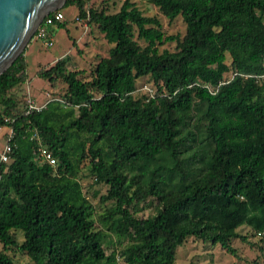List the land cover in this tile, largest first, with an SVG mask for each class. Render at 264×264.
Instances as JSON below:
<instances>
[{"label":"trees","instance_id":"1","mask_svg":"<svg viewBox=\"0 0 264 264\" xmlns=\"http://www.w3.org/2000/svg\"><path fill=\"white\" fill-rule=\"evenodd\" d=\"M146 1L170 22L181 17L184 35H166L135 0L113 13L66 0L56 12L74 6L107 56L88 76L64 59L40 69L66 88L30 113L13 94L27 80L25 49L0 74V127L12 131L0 163V264H17L16 253L31 264H118L104 249L110 235L125 264H174L190 237L238 258L242 227L264 250V0ZM142 78L153 94H139ZM84 168L112 204L96 219ZM149 200L154 214L138 217Z\"/></svg>","mask_w":264,"mask_h":264},{"label":"rangeland","instance_id":"2","mask_svg":"<svg viewBox=\"0 0 264 264\" xmlns=\"http://www.w3.org/2000/svg\"><path fill=\"white\" fill-rule=\"evenodd\" d=\"M121 3L122 0H87L86 8L105 7L109 13H113L118 11ZM135 3L145 16H154L160 20L162 30L166 35H184L185 25L181 17L170 22L146 0H135ZM61 11L64 16L63 21L66 22L65 27L53 24L47 28L53 45L51 47L46 46L43 41L35 38L34 32L33 38L24 48V56L27 62V80L24 84L14 88L13 94L26 106L28 101L37 105H45L50 100L59 99L65 91L66 87L62 81H56L52 86H49L45 80L39 78L37 72L40 69H47L57 60L64 59L67 62V70L83 71L88 76L98 59L107 56L109 46L96 27L88 25L87 20L80 19L74 6H67ZM140 44L143 45V42L140 41ZM174 47L175 43H167L161 49L166 48L172 51ZM226 63L230 64L229 56H227ZM147 81V78L138 81L139 94L150 95L154 93V90H151V84H146ZM5 139L7 140V137ZM1 145L2 142H0ZM79 180L82 184L83 194L93 205L96 219L98 214L105 212L108 207L112 206L111 202L102 204L99 201L100 196L106 193L107 186L96 184L86 168L82 169ZM155 204L156 202L151 200L140 204V211L137 216L146 218L153 215ZM95 226L97 229H102L101 224L97 222ZM239 232L246 235L247 241L236 239L232 242L233 247L237 250L238 258L221 250L219 244L212 245L190 237L178 248L174 264H188L189 262L195 264H253L255 262L264 264V250L260 249L261 244L258 238L252 236L246 227L239 229ZM14 236L19 244L23 242L21 231H14ZM104 249L107 255L112 253L116 256L118 264H125L123 259L119 257L120 245L116 236L110 235L107 238ZM12 257L17 264H31L26 254L16 253Z\"/></svg>","mask_w":264,"mask_h":264},{"label":"water","instance_id":"3","mask_svg":"<svg viewBox=\"0 0 264 264\" xmlns=\"http://www.w3.org/2000/svg\"><path fill=\"white\" fill-rule=\"evenodd\" d=\"M66 0H0V74L23 52L44 17Z\"/></svg>","mask_w":264,"mask_h":264},{"label":"built area","instance_id":"4","mask_svg":"<svg viewBox=\"0 0 264 264\" xmlns=\"http://www.w3.org/2000/svg\"><path fill=\"white\" fill-rule=\"evenodd\" d=\"M63 19H64V16L61 12L52 11L49 14H47L42 20V22L40 23V25L36 28L35 38L43 41V43L46 46L51 47L53 45V42H52V38L47 28L50 25H53V23L55 22H62ZM223 83L224 82H221L220 85ZM44 106L45 105H37L32 101H28L27 113H30L33 110H39ZM11 136H12V131L10 130L6 144L4 145L3 150L0 153V163H8L10 161V153L12 152V146L9 143V140L11 139ZM38 151L44 161H46L49 165H52V166L55 165V162H56L55 158L49 150H47L44 147H39Z\"/></svg>","mask_w":264,"mask_h":264},{"label":"crops","instance_id":"5","mask_svg":"<svg viewBox=\"0 0 264 264\" xmlns=\"http://www.w3.org/2000/svg\"><path fill=\"white\" fill-rule=\"evenodd\" d=\"M10 133V128L4 126V127H0V142H2V145L0 146V153L3 150V146L6 144V137L8 138V135Z\"/></svg>","mask_w":264,"mask_h":264}]
</instances>
